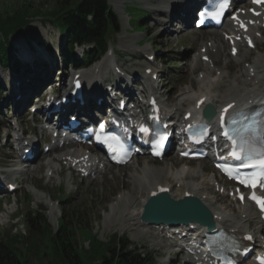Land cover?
Returning <instances> with one entry per match:
<instances>
[{"label": "rangeland", "instance_id": "1", "mask_svg": "<svg viewBox=\"0 0 264 264\" xmlns=\"http://www.w3.org/2000/svg\"><path fill=\"white\" fill-rule=\"evenodd\" d=\"M22 1L23 0H0V7L6 5L7 3L20 5ZM32 1L39 4L45 3L41 6L46 9L47 6L52 5L53 0ZM162 1H166V3L168 2L167 0H113L111 2L113 6H116L115 8L121 11V14L124 15L123 18H121L122 31L118 35L115 47L119 50L118 52L121 56L119 64L122 65V69L125 72L136 70L143 75L145 64H147V62H145L142 58V54L138 50L148 48L150 49L149 51L152 52L154 51L153 47L156 44H159L161 51L155 52L156 58L153 63H155V66L158 67V70L163 72L161 79L164 85V88L162 89L164 90V100L169 99L171 102H174L175 98L182 92V89L190 86L193 79L198 75L199 71L197 72V69L192 68L193 64L191 62V52L199 49V43L196 44V41L193 39L203 31L196 32L189 27L183 28L184 23L176 22L178 16L172 17L171 13H168V15L163 14L164 12H162V10L157 9V6ZM140 7L148 10L149 12L147 20V33L139 32L143 30L146 25L144 23L139 24L138 21H142L147 18V14L139 9ZM174 12L176 13V11ZM172 15H174V13H172ZM129 19H131L133 26H136L139 29L138 31L129 25ZM28 39L30 40V43L27 41ZM10 42L13 46L11 51L13 62L16 58H19V60L22 61L31 62L32 60L35 65H37L35 68L32 67L33 72H31V74L33 76L41 72L39 67L44 64L45 59L43 56L50 58V53L44 51L45 46L49 45L53 47V49L57 50L58 46L61 45L57 28L40 17L33 18L30 24L25 28L22 35L18 33L11 35ZM32 52H37L39 57L37 55V57L32 58L33 55L36 56V54H32ZM82 52L83 48L76 49L78 57L81 56ZM227 52L228 47H226V53ZM168 58L169 61H166ZM169 62L170 65L168 64ZM228 62L230 69L234 70L235 74H239V71L244 67L243 62L238 64L231 61ZM46 65L47 68L43 69L44 73L41 74L40 77L42 79L45 77V79L49 81L48 85L51 83L52 86H58L60 73L57 72V66L56 68H50L51 66H55V63L51 60L49 63L47 62ZM90 68L86 69V71L90 70ZM173 70H176L175 74L173 73ZM50 72L52 73L49 74ZM112 73L113 71L111 67L108 66V77ZM13 77H18L21 80L20 74L16 75L12 71L5 70L0 67V83H3V87L0 85L2 88V90H0V97L1 95L5 96L4 100L0 99V123L3 121L8 123V120L13 118V115L11 116V111H9L8 116H5V114L2 113L4 110H9V107L7 106L8 96L9 98H12V94L11 92L8 93L7 86H9L10 83L7 82L9 79L12 81ZM232 77L234 76L232 75L229 78L230 80L228 79L229 81L226 80L221 83L220 94L230 88ZM69 78H71V75L69 74H65V76H63L65 81ZM171 78H173L174 81H171L170 83L169 81ZM37 87L38 86H36V88ZM36 88L34 87V90ZM4 143L5 137L2 129L0 132V162L5 166L8 165L9 167L7 168H10L9 164L10 161H12V150L8 147H2ZM8 154L10 158L8 157ZM158 165L162 166L161 163ZM31 166L33 167L34 163L31 164ZM44 168L45 167L43 165H40V170L35 173L32 181L29 179L27 181L25 180V187H23L21 192L16 195L4 194L0 200V203L4 202V206L0 207V238L2 235L11 234V232H14V234L20 237L19 246L24 251L26 264H42L38 255L35 253L34 246L30 244L31 240L28 239V236L30 235L28 231L30 226L25 220V216L28 211L32 212V217L38 216L41 218L42 216L39 214L43 213L41 208L43 210L47 208L46 205H41L36 202V193L31 192L35 190L36 186L42 188L36 189V191L40 194L46 192L52 197H59L60 199L70 197L73 204L78 210H80L81 214L86 216V221L84 222L83 227L96 229L98 231V237L102 240H110V237L118 235L127 236L135 246L141 248L142 250H147L149 253H153L156 257L157 264H180L178 261H172L171 256H173V253H170L169 250L164 249L160 244H157L156 239L152 237L153 233L143 234L140 232L141 228L128 225V222L126 221L115 222L111 220L109 223V220L108 222L105 221L106 217H101L104 210L109 212L110 208H112L113 205H116L115 203L112 205V202L115 199L116 193L121 190L122 183V179L120 176H117V173L129 175L132 167L121 168L120 170L113 169L105 176L98 178L94 182L80 187L77 185L76 187H78V190L75 192H69V188L66 187L65 194L61 195H59L58 192L59 187L54 184L55 181L48 183L45 180V177L43 176ZM124 182H126V180H124ZM127 187L132 189V184L128 183ZM40 194H37V197ZM41 200H43V197ZM223 203L229 209L233 208L231 201L226 197L223 198ZM65 207L66 205L61 202L59 208L56 209L54 214H49L48 216L46 215L47 223L53 230H57V220L63 215V211L66 209ZM121 224L124 226H121ZM145 231L146 230L143 232ZM80 235L90 238V236L84 232H81ZM26 242L29 244L28 246H26ZM78 242L85 245V240H78ZM167 258H170L169 263H165Z\"/></svg>", "mask_w": 264, "mask_h": 264}, {"label": "trees", "instance_id": "2", "mask_svg": "<svg viewBox=\"0 0 264 264\" xmlns=\"http://www.w3.org/2000/svg\"><path fill=\"white\" fill-rule=\"evenodd\" d=\"M45 3L23 0L21 4L7 3L0 7V63L10 64L9 37L21 33L31 19L40 17L57 27L66 39L64 55L66 63L88 64L101 55L116 34L121 31L120 19L112 10L107 0H53L51 6L44 9ZM1 6V5H0ZM145 20L140 21V23ZM90 45L91 51H85L81 59L75 57L76 46ZM18 67V66H16ZM29 219V218H28ZM31 225L32 245L41 251L45 264H153V257L148 252L130 248L131 242L125 237L115 238L112 243L97 237L89 240V247L80 250L74 225L83 226L86 221L79 211L69 208L64 218L59 221V229L53 231L46 223ZM39 222V221H38ZM72 224L73 226H70ZM36 229V230H35ZM37 233L36 231H39ZM43 243V246L42 244ZM24 252L18 251L17 240L10 235L0 238V264H24ZM46 255L49 260H45Z\"/></svg>", "mask_w": 264, "mask_h": 264}, {"label": "bare ground", "instance_id": "3", "mask_svg": "<svg viewBox=\"0 0 264 264\" xmlns=\"http://www.w3.org/2000/svg\"><path fill=\"white\" fill-rule=\"evenodd\" d=\"M181 1H188V0H181ZM166 8H170V6H168L165 1L160 2L159 5L157 6V9L162 10L164 12H166ZM205 37L208 38L207 40H214L215 42L219 43L218 51L216 53H212L211 57L214 60L215 65L219 67L218 69L221 70V73H223V78L214 77V75H212L213 69H211L210 67L204 69L205 75L203 79H200L199 76H197L196 78L193 79L192 82L193 85L191 84V86L182 89L183 92L178 97L179 104H183L184 102H186L187 110L189 108H195L194 107L195 101L200 97H202L203 95H206L207 102H211L212 104H217L216 103L217 98H220L221 101L224 102H230L232 100L239 99V101L241 100L240 106H244L246 104L243 100H245L247 97H250L251 99H255V102L262 101L264 99V52L259 55H255L253 57V63H254L253 67L257 74L252 78V80H249V70L239 71L240 74L238 76L232 77L230 83L231 85L230 89L227 90L225 93H223V95H221L220 97L217 93L214 92V89L218 86L220 80L222 79H225L224 81L227 80L226 74L224 72L225 69L223 68L227 66V62H224L222 59L226 51L225 40L223 39L222 36H219L217 34L216 35L207 34L205 35ZM205 37H198V41H200L202 45L207 42ZM229 48L231 49L230 45ZM144 50L146 51L147 49L145 48ZM230 56L231 55H229V57ZM239 56L247 57L248 54L245 51L241 50L240 54H238V57ZM112 61H113L112 57L109 56L103 60L102 64L107 65ZM195 68H201L200 61H196ZM92 72L93 73L90 76L89 80L85 79L87 75L84 76V79L87 83L86 85L87 88L90 91H95L97 89L96 87L98 86L101 77L105 76V71L101 70L99 71L98 74H95L96 70L94 69ZM230 77L231 76H229V78ZM256 80H259V83L256 82ZM243 90H245L244 94H241ZM192 99L194 100L193 104L190 103ZM181 119H182V115H181ZM31 144H33V142H31ZM25 148L26 147L23 146L22 150H24ZM20 169L21 168H16L12 171V174L10 175L11 179L13 180L15 179L14 174L19 173ZM39 169L40 167L36 166V168L28 169L27 172L22 171V175H24L23 180L29 179L32 181L34 174L38 172ZM170 173L171 174L174 173L175 177L177 178L176 182L178 181L183 182V184L180 187L174 186V189L177 190L175 194L178 195L176 197H180V195L178 194V190L180 189H183V192L189 191L200 197L202 201L211 208L213 214L217 215L215 219L216 227L223 226L233 229L235 233H241L246 231L247 230L246 227H248L251 224V222L256 219V216L252 213L251 207L249 206H245L243 209L238 208L236 209V211L224 207L223 204L219 202L218 195L213 194V192L207 191V188L200 186L198 183L195 182L193 178L196 175H194L190 179H184L183 177L184 175H187L189 173V169L182 167L180 169L173 170ZM132 176L136 182L139 181V183L137 184V189L141 191L146 188H148V190L153 189L155 186H152V184L156 185L157 183H162L161 179L163 177H166L167 173L163 168L156 169L149 165H144V166L141 165V172L136 171ZM131 195H133L134 197ZM131 195H128L127 198L124 200V203H126V206L124 208L120 209L117 205L112 206V208L106 215V221L110 218L115 222L122 221V218L126 213V210L129 209V207L137 200L136 197H138V194L132 193ZM42 197H43L42 195H38V198L40 200L42 199ZM53 212L54 211L52 210V213ZM139 214H140V210L129 212V217L127 216V219H130L132 223L129 225L132 226L134 224L133 226L135 225L141 226L140 222L138 221L140 218ZM121 226L124 225L121 224ZM259 229H262V231H264L263 226H259ZM144 230L146 229H144L143 227L140 232L143 234L149 233L148 230L143 232ZM162 232H164V228L163 229L157 228L155 233L153 234L160 236ZM256 244H258V241ZM245 264H249V263H245Z\"/></svg>", "mask_w": 264, "mask_h": 264}, {"label": "snow or ice", "instance_id": "4", "mask_svg": "<svg viewBox=\"0 0 264 264\" xmlns=\"http://www.w3.org/2000/svg\"><path fill=\"white\" fill-rule=\"evenodd\" d=\"M254 2L256 3H262L264 2V0H254ZM225 4H221V8L225 7ZM217 15H219V13H217ZM231 107V106H229ZM233 123H236V121H233ZM142 131H147V129L142 128ZM225 135H228L227 133H225ZM244 152V147L243 145L240 146V152H236L234 151L232 153V155L236 158V159H242V155L241 153ZM244 166V165H242ZM247 166L249 167H261L264 168V156H262L260 159L256 160L255 162L249 163ZM241 183H247L250 187H256V182H255V177H253L251 180H245L242 179L240 181ZM253 200H256L259 204L262 210H264V197H257L255 194L252 195L251 197ZM241 199H243V196H241ZM249 239H251V237H249Z\"/></svg>", "mask_w": 264, "mask_h": 264}]
</instances>
